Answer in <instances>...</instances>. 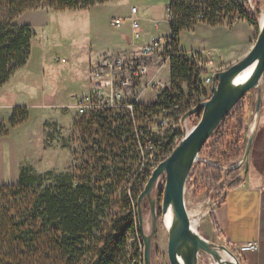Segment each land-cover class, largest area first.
Wrapping results in <instances>:
<instances>
[{
  "label": "rangeland",
  "instance_id": "obj_1",
  "mask_svg": "<svg viewBox=\"0 0 264 264\" xmlns=\"http://www.w3.org/2000/svg\"><path fill=\"white\" fill-rule=\"evenodd\" d=\"M168 1L111 0L85 10L28 11L15 19L14 23L18 25L29 24L35 36L27 64L18 69L0 88V121L3 122L0 125V132H6L5 135H0V185L16 184L20 169L24 166L41 175L47 172L70 171L83 163H87L88 166L90 163L88 149L95 147L92 142L96 139L91 135L98 127L94 124L87 126L86 122L82 127L80 124L83 117L87 121L95 114L91 113L95 107H90L89 113L87 112L85 116L79 111L78 104L92 91V76L103 58L125 57L128 73L124 74L131 77L130 86L119 91L115 88L113 91L120 95V99L115 101L120 103L115 105V112H122L121 108L128 110L124 105L131 102L151 106L163 90L171 88L170 62L166 54L160 52L151 57H143L139 56L138 50H134L131 55L123 53L120 49L125 42L124 34L128 35L126 26L129 22H125L122 28H115L112 25L115 18H127L131 7L137 6L141 14L153 16L160 22L159 28L152 24L148 25L147 34H165L164 31L168 30L165 20ZM239 1L244 4L246 13L254 18L252 23L247 21L234 28H231L234 24L246 20L235 19L230 27L227 26V22L218 26L199 23L194 30H185L180 34L181 47L189 51L195 50L184 52L185 57H189L191 52L199 53L201 65L196 67L207 71L200 76L203 83L199 86L200 92H195V101L208 100L212 92L207 79H212L216 73L241 60L244 57L242 54L250 51L258 38L260 19L264 14L261 10L264 0H254L255 13L248 0ZM208 51L210 54L207 56ZM139 65L141 68L144 66L148 68L145 75L141 72L138 75L134 74ZM157 82H163L165 88L159 86L153 89L151 86ZM259 88L262 93V104L256 123L253 111L257 89L249 91L239 101L240 106L244 108L241 118L240 120L234 118L224 127L221 133L227 134L224 144L218 146V143H215L219 133L210 137L192 166L185 189V203L189 216L192 219L199 218L197 232L208 241L227 247L239 262L243 260V254L236 246L222 239L214 212L223 203L226 192L234 186L232 177L228 175L230 171L237 170L242 174L248 157L249 162L252 161V164L264 171V75ZM184 89L187 94L186 85ZM115 102L109 99L107 104L114 105ZM17 107L24 108L28 117L24 122L12 126L10 118ZM156 111L155 114H148L143 121V129L140 132L142 137H145L143 151L134 146L130 147L126 154V158H133V153L141 151V168L149 159L148 153H151L152 157L154 151L160 149V137L152 136L153 129L162 118L160 110ZM234 113H231V116ZM170 123L172 128L173 122ZM197 123L196 114L191 115L185 121L182 120L183 130L187 133ZM254 124L255 131L249 156L237 166V163L244 160ZM167 130L169 127L163 129V132ZM128 135L127 133L125 137ZM237 155H240V159L230 160ZM89 165L93 167V164ZM139 165L136 164V169ZM164 186L163 175L152 191L157 211L162 207ZM119 208V201H115L111 215ZM142 214L144 233L149 235L152 231V215L150 200L147 198L142 202ZM162 217L159 215L156 234L152 240V264H171L168 255L169 230ZM145 224L148 225L147 228ZM138 228L140 229L139 220ZM141 247L144 250L141 230L138 232L131 230L127 235L125 251L119 258L120 264H140L138 255ZM94 248L96 250V247ZM29 264L34 263L31 261ZM200 264L223 263L212 254L203 253L200 255Z\"/></svg>",
  "mask_w": 264,
  "mask_h": 264
},
{
  "label": "trees",
  "instance_id": "obj_2",
  "mask_svg": "<svg viewBox=\"0 0 264 264\" xmlns=\"http://www.w3.org/2000/svg\"><path fill=\"white\" fill-rule=\"evenodd\" d=\"M108 1L111 0H0V88L31 56L35 34L29 24L18 25L15 19L28 11L85 10ZM171 9L170 40L172 50L178 53L170 57L171 88L163 90L151 106L131 102L132 110L121 108L122 112H115L114 107H106L87 121L83 117L81 127L84 122L98 127L91 135L96 137L92 142L95 147L88 149L93 167L83 163L70 171L41 175L24 166L16 184L0 185V264H120L128 233L140 231L138 198L155 167L184 137L183 116L201 102L195 101V92H200V76L207 71L185 58L179 48L181 32L194 30L199 23L218 26L227 22L230 27L235 19L249 23L254 20L239 0H173ZM200 14L203 19L198 20ZM240 105L212 134H220L215 140L218 146L226 140L227 134H221L224 127L234 118L240 120L244 109ZM156 110L168 117L173 127L170 123L167 132L153 129L152 136L160 137V149L152 157L148 153L149 159L141 168V151H134L133 158H126V154L134 146L143 151V121ZM196 116L199 122L201 113ZM27 117L25 109L17 107L10 124L16 126ZM237 159L240 155L230 160ZM228 175L234 186L240 184L242 174L237 170ZM115 201H119L120 208L111 215ZM143 253L144 250L138 259L143 260Z\"/></svg>",
  "mask_w": 264,
  "mask_h": 264
},
{
  "label": "water",
  "instance_id": "obj_3",
  "mask_svg": "<svg viewBox=\"0 0 264 264\" xmlns=\"http://www.w3.org/2000/svg\"><path fill=\"white\" fill-rule=\"evenodd\" d=\"M253 64H255V68L249 79L243 84L235 85L233 82L234 78ZM263 75L264 20L263 25L260 27L258 38L251 50L237 63L224 71L216 73L212 78L211 97L197 104L183 116L182 120L185 121L189 116L201 113L199 122L189 132L186 133L184 131V137L172 153L152 171L151 177L138 198V220L144 242V264H152V240L156 234L157 221L159 215H166L170 208L174 215V223L169 229L168 245V255L171 264H200V255L203 253L212 254L221 261L219 249L228 251L236 259L234 264H242L227 247L218 246L202 237L197 231L192 230L190 216L185 203V189L193 164L198 160L203 147L221 121L249 91L255 89L258 90L253 111L256 123L262 104V93L259 87ZM254 131L255 124L253 125L250 141L242 162L249 156ZM163 175L165 176V186L162 192V207L160 211H157L156 201L152 199V191L159 178ZM145 198L150 200L152 215V231L149 235L144 233L142 202ZM154 244L157 248L156 241Z\"/></svg>",
  "mask_w": 264,
  "mask_h": 264
},
{
  "label": "crops",
  "instance_id": "obj_4",
  "mask_svg": "<svg viewBox=\"0 0 264 264\" xmlns=\"http://www.w3.org/2000/svg\"><path fill=\"white\" fill-rule=\"evenodd\" d=\"M138 16L144 32L143 41L139 44L150 43L156 38L170 37L169 23H167L168 30L164 31L165 34H147L148 25H153V21L157 19L153 18V16L149 17L146 14H141L140 9ZM240 23H247V21H239L231 28ZM123 26L124 24L115 28H122ZM126 27L128 35L124 34L125 42L120 50L131 55L134 50H138L139 44L134 43L132 40L130 24ZM179 48L184 52L195 51L185 50L180 43ZM248 52L242 54V56H245ZM2 123L0 121V125ZM249 160L248 158L246 168L240 177V184L226 192L223 203L214 212V215L215 221L220 228L222 239L226 243L238 246L242 243L253 241L259 244L258 250L243 253V264H264V171L252 164V161L249 162Z\"/></svg>",
  "mask_w": 264,
  "mask_h": 264
},
{
  "label": "built area",
  "instance_id": "obj_5",
  "mask_svg": "<svg viewBox=\"0 0 264 264\" xmlns=\"http://www.w3.org/2000/svg\"><path fill=\"white\" fill-rule=\"evenodd\" d=\"M173 0H169L167 5H166V23H171V19L173 17L172 9H171V2ZM249 6L252 8L253 13L254 12V0H248ZM262 12L264 11V6L261 9ZM251 11V12H252ZM139 14V8L137 6H132L130 15L127 18H120L117 17L112 21V25L114 27H120L122 26L125 22H129L130 27H131V36L132 40L134 43H141L144 38V32L141 27V22L140 18L138 16ZM256 15V14H255ZM198 20L203 19V16L200 14L198 15ZM153 26L155 28L160 27V22L158 20L153 21ZM138 50H139V56L143 57H151L156 53L164 52L166 54V57L168 61L170 62V57L173 54H178L174 53L172 50L171 46V40L170 37H161V38H156L150 43L147 44H139L138 45ZM203 51L201 52V54ZM210 52H206V55L208 56ZM185 56V55H184ZM187 60H189L191 63L195 65H201V57L199 53H194L191 52V55L189 57H185ZM127 62L125 57H105L102 59L100 64L96 67L94 74L92 76V91L90 92L87 97L81 99L80 103L78 104L79 111L85 115L87 112L89 113V108L94 106L95 108L101 107V108H112L115 107V105L120 104L116 103L115 101L120 99V95L114 93L113 91L115 88L117 91L123 88H127L130 86L131 83V77L129 75H125V73H128V67H127ZM139 70V71H137ZM137 70L134 71L135 75H138L139 72H141L142 75H145L147 73L148 68L146 66L142 67L139 65L137 67ZM124 74V75H123ZM123 75V76H122ZM207 81L212 84V79L208 78ZM159 86L165 88L163 82H157L151 87L153 89L159 88ZM109 99L111 101L115 102L114 105H109L107 104ZM125 108L128 110L133 109V104H127L124 105ZM93 109L92 112H97V109ZM87 116V115H85ZM170 125V120L168 117L162 114V118L160 119L158 125L155 127V129H166ZM199 158V157H198ZM242 161L237 163L236 165L239 166L241 165ZM237 247V250L240 253H246V252H251V251H256L259 248V244L257 242H245L242 243ZM140 252H143V249L141 247ZM139 263L143 264L142 257L139 259Z\"/></svg>",
  "mask_w": 264,
  "mask_h": 264
},
{
  "label": "bare ground",
  "instance_id": "obj_6",
  "mask_svg": "<svg viewBox=\"0 0 264 264\" xmlns=\"http://www.w3.org/2000/svg\"><path fill=\"white\" fill-rule=\"evenodd\" d=\"M260 26L263 25V20L264 16L262 15V18L260 19ZM255 68V64L249 66L247 69L239 73L235 78H234V84L235 85H240L243 84L245 81H247L252 74L253 70ZM262 82V80H261ZM261 85V84H260ZM164 219V224L166 225L167 230H169L174 223V215L171 210L169 209L168 213L162 217ZM191 221V228L193 231H197V228L199 227V218H194L190 217ZM147 224H145V228H147ZM219 255L221 257L220 263L223 264H234L236 262V259L226 250L224 249H219Z\"/></svg>",
  "mask_w": 264,
  "mask_h": 264
}]
</instances>
